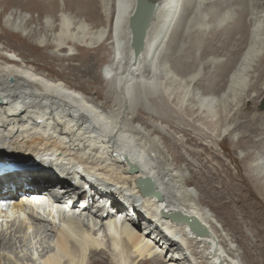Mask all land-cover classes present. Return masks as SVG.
<instances>
[{
  "label": "bare ground",
  "instance_id": "obj_1",
  "mask_svg": "<svg viewBox=\"0 0 264 264\" xmlns=\"http://www.w3.org/2000/svg\"><path fill=\"white\" fill-rule=\"evenodd\" d=\"M30 1L52 16L26 30V16L16 17V10L10 25H0V38L6 40L0 45V158L16 151L39 157L16 169H0V203L13 202L6 214L0 212V264H242L222 225L188 185L186 171L170 162L152 136L166 135V129L150 125L149 118L159 114L163 119L172 106L167 101L171 93L179 91V104H184L189 89L183 82L197 78L200 63L210 61L208 68L216 65L224 75L228 60L221 62L218 55L207 54L193 65V50L202 41L195 32L221 42V36L240 30L246 46L223 92L217 95L205 86L204 93H193L188 108L193 115L212 122L227 93L234 99L246 91L245 100L251 101L264 91V80L247 86L248 78L264 79V0H149L153 16L139 54L128 24L136 0H101L99 11L93 0H70L81 10L75 16L61 6L53 13L51 0ZM101 42L110 51L100 70L103 79L70 72L72 79H65V67L56 69L45 59H72L76 48ZM16 44L29 52L40 47V56L19 58L7 50ZM185 50V58L178 59ZM258 63L261 74L254 77ZM37 65L59 75L41 72ZM257 131L261 141L264 127ZM251 168L248 175L256 187L249 190L260 195L264 157ZM139 179H146L155 195L143 193ZM213 198L221 209L228 206L221 197ZM258 198L252 204L255 220L262 208ZM229 214L232 218V209ZM172 215L197 221L200 234L185 222L171 221Z\"/></svg>",
  "mask_w": 264,
  "mask_h": 264
},
{
  "label": "rangeland",
  "instance_id": "obj_2",
  "mask_svg": "<svg viewBox=\"0 0 264 264\" xmlns=\"http://www.w3.org/2000/svg\"><path fill=\"white\" fill-rule=\"evenodd\" d=\"M51 1L54 3L53 13H55L60 6L71 16L79 15L81 11L79 4H70V0ZM93 2L95 10L99 11L101 9V0H93ZM38 9L39 8L36 7L34 3H31L30 0H0V25H10L12 18L15 17L14 13L17 10L16 17L23 15L26 16L27 20L25 21L24 27L26 30H29L35 26V23L45 21V19L47 20L52 16L51 13ZM211 10L215 9L209 8V11ZM187 15L188 11L178 21V28H176L177 34H179L180 28L183 26ZM86 21L90 23L87 18ZM1 28L2 27L0 26V29ZM196 33L197 32H195V35L202 39V41H200L202 43H198L195 52L193 50V53H196L192 56L195 58L193 65H196V63L207 54L215 57L218 55L216 59L220 58L221 62L226 63L228 60V64L224 65L226 68L223 72L224 75H219L220 71L215 67L216 65H212L208 68L210 66V61L205 63L204 60L203 67H201L203 63H200L201 66L197 78L193 80L185 79L183 82V84L188 86L189 89L184 104H179L178 97L181 95L179 91L171 93L170 99L167 98V101H169L170 103H168L170 105L172 104V106H167V110L163 112V119L158 118L159 114L150 117L149 119L151 122H149L148 119L150 125H163L166 129V131L163 132L166 135L152 132V136H154L158 143L163 146L170 162L186 171L190 179L188 185L195 189L199 195L201 204L208 208L216 217L219 224L222 225V228L224 229L222 233L227 234L228 243L230 242L232 246H235L237 260H240L242 264H264V189L262 188L260 195H257L255 191H250L252 189L251 187L254 186L253 188L255 189L256 186L253 184L254 181L251 176H249L252 173L251 166H254L256 159L259 156L261 158L264 157V141H262L264 139L257 141L259 138L257 136L259 134L257 128L264 127V112L259 108L260 101L264 98V91L259 92L251 101L245 100L246 91L239 93V96L236 95L237 98L234 97V99H231V95L227 93V96L222 99L224 100L222 103L223 106H216V118L212 122L209 120L208 116L205 117L203 114L195 113L193 115V113L188 110L193 104V93H204L205 86L207 87V91L210 90L214 94L218 95V93L223 92L226 87L227 75L234 67L237 60H239L242 50L246 46V37L243 36L244 34L243 32H240V30H233L231 33L221 36V42H217L214 37L210 38L207 34L201 36L199 32V34ZM38 35L41 38V33ZM38 35L37 38L39 37ZM4 41L6 42L4 38H0V45L3 46ZM211 44H213V48ZM105 46L106 45L101 42L92 48H76L73 53H78L72 59H45H47L56 69L65 67V79H72L69 72L81 76L80 78L82 79H103L100 70L110 56V51ZM211 48L215 51L214 55L213 52H210ZM7 50H11L19 55V58H23V54L26 59H34L36 56H40V47L38 46H36V49L33 52H29L21 44L7 47ZM185 51V53L181 51V54L178 53L175 55L178 56V59H183L188 52L187 50ZM263 52L264 51L262 50L261 56L263 55ZM175 55L174 57H176ZM261 63L264 65L263 62ZM36 67L39 68V71H43L50 76L56 77L59 75V72L45 68L41 65H37ZM260 72L261 65L258 63L253 68V73H255L254 77H258V75L261 74ZM204 77L205 79H202ZM263 80L264 79L248 78L247 86H250L251 84L259 85ZM165 83V85H168L166 81ZM141 121L143 122L144 120ZM142 125L145 124L142 123ZM149 127V129H152L151 127L153 126ZM177 142L181 144L179 145ZM16 152L12 155L0 158V162L4 161V163L18 164L11 168H7V170L22 167L25 163L31 160L39 159L37 156L32 157L33 155H26L27 152L25 151ZM247 153L249 154L247 158L240 159V156ZM185 163L189 164V166H186ZM206 175L212 176L208 178L209 181L207 180ZM261 179L264 180V175L261 176ZM206 183L208 185H206ZM206 187L207 189L210 188V193L206 192ZM211 194L213 196H211ZM214 196L221 197V201L229 202L231 204L228 203L226 208L221 209L218 207L219 202L213 198ZM246 196H250V198H247ZM259 196L262 208L259 210L260 216L258 217L255 215V217L258 218L255 220L252 204H255L256 201L259 203ZM232 200L234 202H232ZM230 209L233 210L232 218L229 214ZM139 226L141 230L142 225L140 224ZM44 235H42V238L47 240L48 235ZM224 242L227 244L226 241ZM39 243L40 241H36V248ZM39 246H41V244ZM39 246L36 250L37 252L41 250V247Z\"/></svg>",
  "mask_w": 264,
  "mask_h": 264
},
{
  "label": "water",
  "instance_id": "obj_3",
  "mask_svg": "<svg viewBox=\"0 0 264 264\" xmlns=\"http://www.w3.org/2000/svg\"><path fill=\"white\" fill-rule=\"evenodd\" d=\"M152 16L153 8L151 7L149 0H136L134 10L128 19L129 30L131 32V44L135 54H139L144 47V38ZM259 107L264 111V98L260 101ZM13 165L14 163L9 164L2 161L0 162V169L11 167ZM131 170H134L132 166H130V171ZM136 184L142 192L155 195L146 179H139Z\"/></svg>",
  "mask_w": 264,
  "mask_h": 264
}]
</instances>
